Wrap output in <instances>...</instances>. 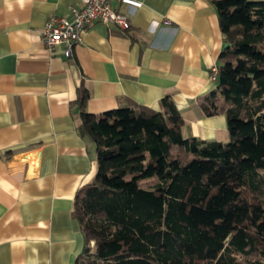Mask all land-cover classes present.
I'll use <instances>...</instances> for the list:
<instances>
[{"label": "crops", "instance_id": "crops-1", "mask_svg": "<svg viewBox=\"0 0 264 264\" xmlns=\"http://www.w3.org/2000/svg\"><path fill=\"white\" fill-rule=\"evenodd\" d=\"M137 1L113 3L128 29L96 24L64 58L40 30L77 0H0V264H75L82 250L73 201L97 164L77 131V89L92 114L122 99L158 109L170 94L185 137L229 141L225 116L198 105L224 48L211 0Z\"/></svg>", "mask_w": 264, "mask_h": 264}, {"label": "trees", "instance_id": "trees-1", "mask_svg": "<svg viewBox=\"0 0 264 264\" xmlns=\"http://www.w3.org/2000/svg\"><path fill=\"white\" fill-rule=\"evenodd\" d=\"M211 2L227 46L198 105L225 116L229 141L185 137L170 94L92 114L77 89L97 168L73 201L75 264H264V0Z\"/></svg>", "mask_w": 264, "mask_h": 264}, {"label": "built area", "instance_id": "built-area-1", "mask_svg": "<svg viewBox=\"0 0 264 264\" xmlns=\"http://www.w3.org/2000/svg\"><path fill=\"white\" fill-rule=\"evenodd\" d=\"M140 7L137 0H77L68 8V14L51 13L40 30V39L52 54L56 47L63 45L62 57L72 56L75 45L82 41V34L96 24L115 25L126 30L130 26L126 14L119 12L113 3ZM218 65L215 63L209 69V81L214 84L218 78Z\"/></svg>", "mask_w": 264, "mask_h": 264}, {"label": "clouds", "instance_id": "clouds-1", "mask_svg": "<svg viewBox=\"0 0 264 264\" xmlns=\"http://www.w3.org/2000/svg\"><path fill=\"white\" fill-rule=\"evenodd\" d=\"M23 2V0H21V3Z\"/></svg>", "mask_w": 264, "mask_h": 264}, {"label": "water", "instance_id": "water-1", "mask_svg": "<svg viewBox=\"0 0 264 264\" xmlns=\"http://www.w3.org/2000/svg\"><path fill=\"white\" fill-rule=\"evenodd\" d=\"M227 45H225L224 47H226Z\"/></svg>", "mask_w": 264, "mask_h": 264}]
</instances>
